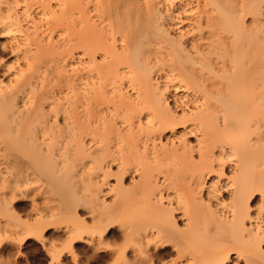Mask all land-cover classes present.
<instances>
[{
    "label": "bare ground",
    "instance_id": "obj_1",
    "mask_svg": "<svg viewBox=\"0 0 264 264\" xmlns=\"http://www.w3.org/2000/svg\"><path fill=\"white\" fill-rule=\"evenodd\" d=\"M25 1L23 17L0 6L26 61L0 62V216L42 243L63 225L72 256L117 226L115 262L264 264V0H29L38 21ZM39 22L71 38L42 46ZM51 44L77 55L67 98L34 83Z\"/></svg>",
    "mask_w": 264,
    "mask_h": 264
},
{
    "label": "rangeland",
    "instance_id": "obj_2",
    "mask_svg": "<svg viewBox=\"0 0 264 264\" xmlns=\"http://www.w3.org/2000/svg\"><path fill=\"white\" fill-rule=\"evenodd\" d=\"M8 1L6 0V2H5V0H2L0 2V4H2V5H0L1 8L3 10L5 8V10H6V8L9 9L12 6L14 9L11 8L10 13L12 12V14H15L17 12L16 14L19 17H23V16H21V15H23L22 6H25V4L23 5V3H24L23 0H21V1L19 0V2H18V0L17 1L16 0H8ZM40 1L38 0L37 2L38 3L43 2V4H45L47 2L48 5L50 4L51 5V6L49 5L50 7L47 6V7H49V9H51L52 5H53L52 8H54L55 3H57L56 0H47V1L45 0L46 2L43 0H40ZM7 2L10 3L11 5H6ZM25 2L27 3V5H30V4L33 5L32 8L30 9V13H32L31 15L33 17L37 18V21H38L39 20L38 15L40 16V14H37V13H40L39 8H41V7H39V6H41V5L36 3V5H39L38 6L39 8H38L34 4L35 3L34 1L29 2V0H26ZM15 3H17V4H15ZM7 6H9V8ZM35 7L38 8V10L34 9ZM57 9L58 8H55V10H57ZM51 10H53V9H51ZM20 11H21V13H20ZM34 13H35V15H34ZM22 23L24 24V22H22ZM39 24L42 25L44 23L42 22V24H41V22H39ZM44 25H46V24H44ZM64 25L65 24H63L62 26H64ZM62 26H60V27H59V25L53 26L54 30H52V32H49L48 30H46L48 27L47 25L45 26V28L43 27L44 29L41 28L42 30L41 29L40 30L42 32L43 31H45V32L44 33H42L41 31L38 32V34L39 33L42 34V35L39 34V36H38L39 41L38 42H40L42 46L48 47V45H46V43L49 44L50 38L52 37L51 38L52 44H53V41H57L56 43H60V44H58V46H61V42H63L64 37L66 40L71 38V36H66V34L61 35V30L66 28V25L63 28H62ZM0 28H1V26H0ZM46 31H48V32H46ZM46 33H47V37H44V36H46ZM43 34H44V36H43ZM17 36H18V38H17ZM31 36H30V39L32 40L33 35H31ZM49 36H50V38H49ZM53 37H54V40H53ZM44 38L45 39L48 38V39H46V41H45V40H43ZM17 39L20 40L21 38H19V34L13 28L11 30L5 31L4 33L0 32V62L12 63L14 67H19L20 64L22 65L23 63L26 62L25 60L23 61L21 59L16 61L15 58H16L17 54L14 52H11V50L9 49L10 46H15L16 44L22 43V41L20 42ZM33 39L38 40V38L37 39L33 38ZM59 39L61 40V42ZM31 40H29V41H31ZM47 40H49L48 41L49 43L47 42ZM29 41H27L28 44L32 42V41L31 42H29ZM34 42H32L33 44H31V47H32V45H34ZM25 45H27V43ZM54 45L56 47L53 45L52 46L56 48V51L54 52V50H53V55H51L49 57L48 56L45 57L46 59L44 60V63H43L44 65H46L45 63L47 62L48 67H45L44 65L43 66L49 70H47V71H46V69H45V71L43 70L44 72H42V73L45 76L40 75V78L42 76L43 77L41 79L37 78L39 80H35L34 83H36V85L38 84V86L39 85L41 86L43 83H45L42 85L43 91L50 93V95L53 94L54 97L56 96V98H58V97L67 98L70 96L69 91L71 94V89H72L71 87H73V85H72L73 82H70L71 79L70 80L68 79V76L70 77V75H67V76L64 75V74H66V71L70 72V70H69L70 68L67 69L69 66H67L66 68H63L62 64L65 63V65H66V64H70L72 62H75V60L77 59L76 58L77 55L72 56V59H71V57H70L71 55L69 56L66 48L62 49V48L57 47V44H54ZM35 46H36V44H35ZM28 47L27 48L30 49V45H28ZM33 47H32V49H34ZM36 48H37V46H36ZM55 48H53V49H55ZM57 48H59V49H57ZM78 52H80V49ZM31 54H32V52H31ZM74 58H76V59H74ZM62 59H64V60H62ZM63 61H64V63H63ZM43 66L41 67L42 69L44 68ZM71 69H73V68L71 67ZM50 70L52 73L48 72ZM57 70H59V71L56 72ZM45 72H46V74H45ZM52 74H53V76H52ZM59 74H61V75H59ZM69 74H71V73H69ZM42 79H44V80H42ZM38 81L40 82V84ZM46 81H48L49 83H47ZM70 83H71V85H70ZM179 91H181V90H177L176 93L178 94ZM181 92H180V94H181ZM66 93L69 96L67 95V97H66ZM53 95H51V96H53ZM36 130H37V128H36ZM189 140L193 142V136H190ZM112 169H113V171L115 170V163L112 164ZM109 182L111 184H113L114 178L113 177L109 178ZM51 197H54V196L52 195ZM44 198H45V196L38 198V201L40 200L39 201L40 205L44 204V202H45V200L43 201ZM52 200L55 201V198H53ZM19 201L23 202L26 205L25 210L20 211V215H21L22 219H24V220L28 219V221H35V219L37 218V177H32L29 184L25 187L24 194L19 199ZM41 201H43L42 202L43 204L41 203ZM54 201L51 204L54 205L56 203ZM45 205H47V204H45ZM80 209L85 212L84 208H80ZM83 217H85V218L87 217V220L89 219V216L86 214ZM17 226H18V224L16 223V220H13L12 218H8L6 216L5 217L0 216V264H132L130 262L131 261L130 258H131L132 254L129 253V252H131V251H129V249L127 250V257H126V260H128L127 262L125 261V259L123 261L115 262L116 259H114V258H116V255L112 253L113 250H111V249H114L113 243H115V242L117 244L120 243V241H119L120 238L117 235L118 231H119L117 229V226H114V228H113L114 230L116 229L114 233L117 236L116 235H113L114 237L110 236V237H108L109 239L107 238L105 241L106 244H108V243L110 244V248L106 247V249H105V247H103L97 243L96 239L92 240V239H90L89 236L86 235L84 240H81L80 242L78 241L77 243H75L73 245V249H72L73 256L69 252V250H67V249L64 250L62 248L64 244L60 242L63 240L62 238H60V236L61 237L63 236L62 235L63 230H64L63 225L59 226L58 229L57 228L56 229L51 228V230H49L50 232L46 233V235H48V234L49 235L47 236V238L45 235L46 239L43 241V243L37 239V236H33V235L24 236V234H22L19 231L20 229ZM54 229H55V231H54ZM54 235L59 236L58 239H57V237L55 238ZM50 237H52V238H50ZM53 240H55V241H53ZM94 243H96V245ZM111 243H112V245H111ZM59 244L61 246H59ZM54 245L57 246L58 248L55 247ZM96 246H97V248H96ZM44 248H46V249H44ZM49 248L50 249H52V248H56V249L62 248L63 249V252H62L59 260L56 261V260L51 259V256H49L50 253L47 252L49 250ZM47 253H49V254H47ZM108 255L110 256V258ZM112 256H114V257H112Z\"/></svg>",
    "mask_w": 264,
    "mask_h": 264
}]
</instances>
